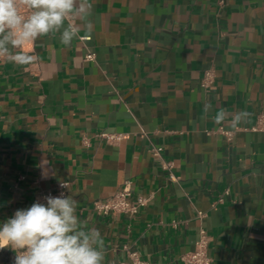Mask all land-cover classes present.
Wrapping results in <instances>:
<instances>
[{
	"label": "crops",
	"instance_id": "1",
	"mask_svg": "<svg viewBox=\"0 0 264 264\" xmlns=\"http://www.w3.org/2000/svg\"><path fill=\"white\" fill-rule=\"evenodd\" d=\"M91 19L89 41L50 33L22 49L34 63L0 59V223L65 182L104 264L128 261L125 245L181 264L201 228L212 264H264V0H95ZM127 181L147 204L99 214Z\"/></svg>",
	"mask_w": 264,
	"mask_h": 264
},
{
	"label": "clouds",
	"instance_id": "2",
	"mask_svg": "<svg viewBox=\"0 0 264 264\" xmlns=\"http://www.w3.org/2000/svg\"><path fill=\"white\" fill-rule=\"evenodd\" d=\"M95 0H0V59L17 66L37 60L24 52L26 43L50 33H59V43L71 47L83 29L93 30ZM23 6L28 10L20 12ZM75 17L77 23L66 24ZM248 113H237L233 125L244 122ZM224 120L223 112L216 123ZM17 209L0 223V249L9 247L15 253L13 264H104L105 242L98 229H89L76 214L78 201L63 192L47 195Z\"/></svg>",
	"mask_w": 264,
	"mask_h": 264
},
{
	"label": "built area",
	"instance_id": "3",
	"mask_svg": "<svg viewBox=\"0 0 264 264\" xmlns=\"http://www.w3.org/2000/svg\"><path fill=\"white\" fill-rule=\"evenodd\" d=\"M21 14L27 15L28 10L21 6ZM79 39L83 42L89 41L90 36H80ZM95 59V53L89 52L86 55V60L93 61ZM214 74L211 70H206L204 72L203 86L206 87L208 83L213 79ZM228 137L231 134L224 132ZM100 138L106 141H117L123 138L122 134H108L106 132H101L98 135ZM88 144V141H84ZM156 156H160L162 152V147H154L152 149ZM67 183L62 182L54 190L42 191L38 194L36 201L45 202L44 197L47 195L58 196L61 192L66 195ZM147 204V199L145 197H133V183L131 181L125 182V184L110 198L102 201H97L94 203V208L99 214L103 215H115V214H137L142 207ZM199 217H205L206 214L202 211L198 212ZM211 242V237L207 233L206 229H200V237L195 243V247L192 251L185 253L181 256V264H212V259L209 255V244ZM123 249L126 251L128 256V261L119 262L117 264H152L150 261L141 258L140 253L137 250L131 249L129 246L125 245Z\"/></svg>",
	"mask_w": 264,
	"mask_h": 264
}]
</instances>
